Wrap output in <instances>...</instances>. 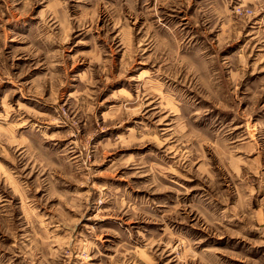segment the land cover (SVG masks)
Wrapping results in <instances>:
<instances>
[{"label": "rangeland", "instance_id": "374dc122", "mask_svg": "<svg viewBox=\"0 0 264 264\" xmlns=\"http://www.w3.org/2000/svg\"><path fill=\"white\" fill-rule=\"evenodd\" d=\"M0 264H264V0H0Z\"/></svg>", "mask_w": 264, "mask_h": 264}]
</instances>
